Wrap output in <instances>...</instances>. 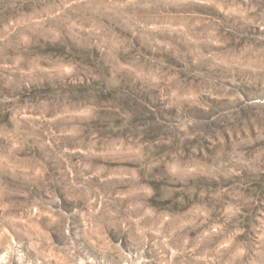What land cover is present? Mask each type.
<instances>
[{"label":"rangeland","instance_id":"rangeland-1","mask_svg":"<svg viewBox=\"0 0 264 264\" xmlns=\"http://www.w3.org/2000/svg\"><path fill=\"white\" fill-rule=\"evenodd\" d=\"M0 264H264V0H0Z\"/></svg>","mask_w":264,"mask_h":264}]
</instances>
